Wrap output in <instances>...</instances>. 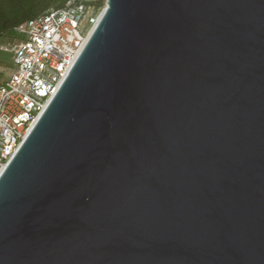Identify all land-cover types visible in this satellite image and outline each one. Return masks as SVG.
<instances>
[{"label": "water", "instance_id": "water-1", "mask_svg": "<svg viewBox=\"0 0 264 264\" xmlns=\"http://www.w3.org/2000/svg\"><path fill=\"white\" fill-rule=\"evenodd\" d=\"M0 264H264V0H106L0 174Z\"/></svg>", "mask_w": 264, "mask_h": 264}, {"label": "built area", "instance_id": "built-area-1", "mask_svg": "<svg viewBox=\"0 0 264 264\" xmlns=\"http://www.w3.org/2000/svg\"><path fill=\"white\" fill-rule=\"evenodd\" d=\"M103 1L70 0L51 8L18 25L14 45H0L11 51L13 63L0 84V174L68 75Z\"/></svg>", "mask_w": 264, "mask_h": 264}, {"label": "trees", "instance_id": "trees-1", "mask_svg": "<svg viewBox=\"0 0 264 264\" xmlns=\"http://www.w3.org/2000/svg\"><path fill=\"white\" fill-rule=\"evenodd\" d=\"M70 0H0V37H21L15 28L51 8H61Z\"/></svg>", "mask_w": 264, "mask_h": 264}, {"label": "crops", "instance_id": "crops-1", "mask_svg": "<svg viewBox=\"0 0 264 264\" xmlns=\"http://www.w3.org/2000/svg\"><path fill=\"white\" fill-rule=\"evenodd\" d=\"M19 39L20 37L19 38L8 37L7 39L3 41V44L0 43V45H6V44L14 45L16 42H18ZM0 51L10 54L9 58H6V59L0 58V84H1L4 81H6L8 77L10 76V74L12 73L13 63H12V53L10 50L5 51V50L0 49Z\"/></svg>", "mask_w": 264, "mask_h": 264}, {"label": "rangeland", "instance_id": "rangeland-1", "mask_svg": "<svg viewBox=\"0 0 264 264\" xmlns=\"http://www.w3.org/2000/svg\"><path fill=\"white\" fill-rule=\"evenodd\" d=\"M106 5V3L103 1L102 2V7L99 9V11L97 12V15H99L101 12H102V10H103V8H104V6ZM5 37H7V36H2V37H0V43H2L3 44V41L5 40V39H7V38H5ZM15 38H19V37H15ZM9 56H10V54L9 53H6V52H2V51H0V58H2V59H6V58H9Z\"/></svg>", "mask_w": 264, "mask_h": 264}]
</instances>
